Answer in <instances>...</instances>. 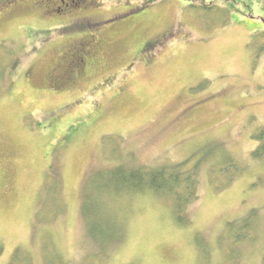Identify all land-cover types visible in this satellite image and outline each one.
Returning a JSON list of instances; mask_svg holds the SVG:
<instances>
[{
    "label": "rangeland",
    "instance_id": "obj_1",
    "mask_svg": "<svg viewBox=\"0 0 264 264\" xmlns=\"http://www.w3.org/2000/svg\"><path fill=\"white\" fill-rule=\"evenodd\" d=\"M58 2L0 9V264H264V0ZM180 163L186 224L151 190L102 187Z\"/></svg>",
    "mask_w": 264,
    "mask_h": 264
},
{
    "label": "trees",
    "instance_id": "obj_2",
    "mask_svg": "<svg viewBox=\"0 0 264 264\" xmlns=\"http://www.w3.org/2000/svg\"><path fill=\"white\" fill-rule=\"evenodd\" d=\"M257 137L260 142H258V148L253 151L252 156L254 159L262 160L264 159V130ZM182 165L183 163H180L172 166L173 168H152V170L145 167L117 166L114 168L111 176L113 175V177L119 181L118 184L120 187L115 185L110 186L109 184H104L102 187L103 189L111 188L110 190L123 188L127 193L151 190L156 196L162 198L164 201L172 203L173 214L176 221L178 223L186 224L187 207L198 199L197 190L199 186L196 176L192 171H187L182 174L175 171V168ZM244 227H248V224L245 222ZM234 240L237 242L241 241L239 236L234 237ZM12 257L8 264H31L28 257H26L25 260H18L20 257L16 256V253H14Z\"/></svg>",
    "mask_w": 264,
    "mask_h": 264
},
{
    "label": "flooded vegetation",
    "instance_id": "obj_3",
    "mask_svg": "<svg viewBox=\"0 0 264 264\" xmlns=\"http://www.w3.org/2000/svg\"><path fill=\"white\" fill-rule=\"evenodd\" d=\"M82 0H59V6H63V8H60V10H63L67 6L75 3L80 2ZM7 4H9V0H0V9L4 8ZM97 24V23H96ZM101 44V40L98 38V35L91 36L88 39L81 40L78 45L73 46V48H69L66 50L65 55L70 57V59H67L69 63L65 68V72L63 73V76L65 77V84L67 82H70L71 84H75L77 79L81 77L83 74H85L87 70V65L89 59L98 51V48ZM72 54L69 56L68 54ZM59 77V78H60ZM58 80H51V83L57 82Z\"/></svg>",
    "mask_w": 264,
    "mask_h": 264
}]
</instances>
